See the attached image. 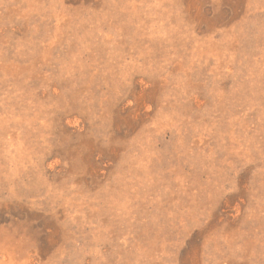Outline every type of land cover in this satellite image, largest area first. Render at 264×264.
I'll list each match as a JSON object with an SVG mask.
<instances>
[{"label": "rangeland", "instance_id": "obj_1", "mask_svg": "<svg viewBox=\"0 0 264 264\" xmlns=\"http://www.w3.org/2000/svg\"><path fill=\"white\" fill-rule=\"evenodd\" d=\"M0 264H264V0H0Z\"/></svg>", "mask_w": 264, "mask_h": 264}]
</instances>
